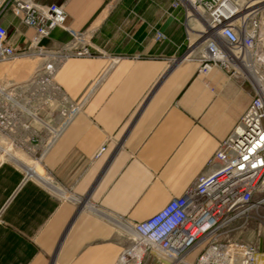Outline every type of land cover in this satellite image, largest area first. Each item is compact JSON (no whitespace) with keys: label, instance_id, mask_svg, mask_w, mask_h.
I'll use <instances>...</instances> for the list:
<instances>
[{"label":"crops","instance_id":"0c3cea01","mask_svg":"<svg viewBox=\"0 0 264 264\" xmlns=\"http://www.w3.org/2000/svg\"><path fill=\"white\" fill-rule=\"evenodd\" d=\"M32 1L66 12L41 47L77 42L92 55L69 57L55 73L73 112L33 127L35 147L45 149L42 177L0 159V264H118L133 237L128 223L183 195L253 92L221 67L201 74L195 60L171 61L186 39L184 9L175 10L179 20L165 14L174 0ZM0 21L12 46L30 50L35 30L10 5ZM154 28L170 40L156 41ZM14 149L31 166L39 161ZM152 254L145 264H168Z\"/></svg>","mask_w":264,"mask_h":264},{"label":"built area","instance_id":"2783aa9c","mask_svg":"<svg viewBox=\"0 0 264 264\" xmlns=\"http://www.w3.org/2000/svg\"><path fill=\"white\" fill-rule=\"evenodd\" d=\"M7 5L35 34L29 46L32 51H20L9 43L7 28L0 21V64L32 53L40 61L23 85L0 80V136L15 145L28 144V150L38 152L41 160L45 149L35 147L41 138L31 125L35 113L28 110L31 105L25 90L41 91L57 101L63 97L54 81L58 67L69 57L92 53L77 42L59 50L39 45L64 22L63 6L8 0L4 7L0 3V16ZM180 7L185 14V49L171 61L195 60L201 74L221 67L235 78L251 82L244 67L249 58L254 63L255 50L264 48V0H174L165 14L179 20L175 10ZM154 37L156 41L170 40L155 28ZM25 131L31 133L21 138ZM250 229L256 236L264 234V93L256 87L238 125L183 195L150 217L128 223L133 237L118 264H140L150 253L168 264H264L260 241L236 237ZM140 248L144 251L141 258Z\"/></svg>","mask_w":264,"mask_h":264},{"label":"rangeland","instance_id":"374dc122","mask_svg":"<svg viewBox=\"0 0 264 264\" xmlns=\"http://www.w3.org/2000/svg\"><path fill=\"white\" fill-rule=\"evenodd\" d=\"M254 53H255L254 58H253L254 64H255L260 76H264V58L263 59L261 58V57H264V48H261V49L259 48V49L255 50ZM258 56L259 57L261 56V57L259 58ZM20 58L21 57H19L17 59L19 60ZM14 60H16V59H14ZM32 73L33 72L31 71L30 73H28V75H26L20 79H17L11 73H1L0 74V80L11 79L10 80L11 82H14V83L19 84V85L20 84L23 85L29 81L30 77L32 76ZM247 83H249V85L252 89V92H253L255 87L251 84L250 81H247ZM23 92L24 91H22V93ZM25 92H26V99L28 101L27 104L31 105L28 108V110L31 111L32 113H35V116H33L30 120L32 127L36 126L37 128H40V126L36 125V124H40V120H43L45 123H47V122L49 123V120L52 118V116L54 117L56 115H66V114L73 112V109L72 110H71V108L67 109L68 105H67L66 100L63 99V97H60L59 99L57 98L58 99L57 101H53V100L49 99V97H45L44 93H42L41 91H38V90H25ZM40 129H44V128L42 127ZM8 140L11 141V139H8ZM46 140H47V138L45 137L44 144H45ZM4 141L5 140L3 138H0V144H2V146H1L2 150H4L3 147L5 148L8 145ZM14 145H15V143H14ZM15 146L23 149L24 151L27 150V147L25 145H22V146L15 145ZM20 151H22V150L14 149L13 153L16 154V157H20L21 156ZM31 156H33V154ZM2 157L3 156L0 155V159ZM29 159H30V162H33V159L30 156H29ZM251 230L252 229H250V231L248 230V232H246V233H241L240 235H236V237L243 238L244 240H247V241H260L261 244L264 245V234H261L260 236H256V234H254ZM150 255L152 257H154L152 253H150ZM140 264H145V260L143 259Z\"/></svg>","mask_w":264,"mask_h":264},{"label":"bare ground","instance_id":"6f19581e","mask_svg":"<svg viewBox=\"0 0 264 264\" xmlns=\"http://www.w3.org/2000/svg\"><path fill=\"white\" fill-rule=\"evenodd\" d=\"M261 58L263 59L264 57H261ZM16 60H10V61L1 63L0 64V74L1 73H11L14 77H16L17 79H20L28 75V73H30L31 71L33 72L36 64L40 61V57L38 55H26V56L21 57L19 60L18 59ZM249 60L247 62V67H244V70L246 74L250 77L252 84L258 89V91L264 93V76H260L255 64L250 63ZM3 139L5 140L4 142L8 145L5 147L4 150H2L1 148L2 144H0V155H2L3 157L9 156V157L14 158L15 160L19 161V163L23 164V166L27 168L29 173L39 175L42 177V175L38 173L39 171L38 166L40 165L39 163L40 159H38L39 161L36 162L35 166H31L30 164L16 157V155L13 153V150L14 148H16V146L14 145L12 141L8 140V138L7 139L3 138ZM138 251L140 254V258H141L143 256L144 251L142 248H140ZM188 259L190 263H192L194 259V255L190 256V258Z\"/></svg>","mask_w":264,"mask_h":264}]
</instances>
